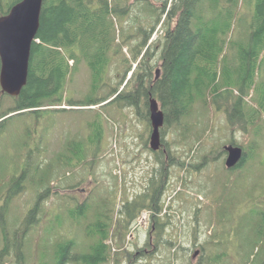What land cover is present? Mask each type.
Segmentation results:
<instances>
[{
	"label": "rangeland",
	"instance_id": "1",
	"mask_svg": "<svg viewBox=\"0 0 264 264\" xmlns=\"http://www.w3.org/2000/svg\"><path fill=\"white\" fill-rule=\"evenodd\" d=\"M151 2L159 5L157 0ZM137 11L130 13L127 20L113 17L118 29L116 43L122 44L123 50L112 58L107 78L120 91L137 64L131 48L142 41L140 36H135V30H130L132 23L138 24L132 19ZM243 12L249 14V7L245 6ZM137 16L143 17V13ZM122 26H128V32L124 31L134 35H122ZM156 27L158 31L153 32L149 44L157 47L153 48V63L155 75H160L162 43L159 40L163 26L159 22ZM127 38L128 43H124ZM249 50L250 47H226L228 67L244 65ZM126 58L133 64L128 72L121 64ZM258 58L256 81L261 83L264 52ZM125 75L127 78L121 84ZM222 77L236 81L238 75L225 71ZM90 86L91 70L87 62H81L71 71L67 97L84 100ZM263 88L259 86L255 90V98L264 94ZM247 100L252 103L251 97ZM13 104V96L2 93L0 87V113ZM209 106L204 108L199 101L194 115L182 124L161 129V148L166 141L171 152L187 163L186 167L171 168L161 212L162 216L169 215L170 223L158 246L156 235L146 246L150 236L149 210H143L132 223H126L127 215L122 211L123 203L143 192L159 167L155 151L150 147L152 125L145 109L138 112L134 106L122 107L115 102L106 108L71 107L64 101L58 109L7 115L0 126V183L11 174L20 175L23 168L28 174L22 182L23 188L3 211L0 253L5 243L8 250L0 256V264H55L57 244L68 241L75 243L73 252L88 251L93 242L90 234L96 230L100 212L104 210L113 217L108 240L112 257L108 264L131 261L132 264H262L264 109L259 115V125L247 132L229 125L224 109ZM72 140H75L73 154L68 150ZM231 141L249 154L238 173L226 166L224 147ZM70 155H74L73 165L69 164L72 161L69 158L64 161ZM47 175L50 194L39 200L47 187L39 180ZM229 180L228 197L223 198L219 207V197L225 193L224 184ZM38 201L39 213L35 216L38 222L27 229L28 214ZM220 208L225 210V215L220 213ZM143 248L146 249L141 254Z\"/></svg>",
	"mask_w": 264,
	"mask_h": 264
},
{
	"label": "trees",
	"instance_id": "2",
	"mask_svg": "<svg viewBox=\"0 0 264 264\" xmlns=\"http://www.w3.org/2000/svg\"><path fill=\"white\" fill-rule=\"evenodd\" d=\"M18 1L0 0V17L7 14ZM157 2L159 5H154L151 0H44L39 31L32 45L27 83L18 96H13V106L0 113V126L11 113H39L58 109L56 107L64 101L71 107L101 105L106 108L114 102L122 107L134 106L138 112L145 109L150 122L149 104L153 96L159 100L164 111V128L182 124L194 115L196 104L201 101L204 108L212 104L217 109H224L229 125H237L251 132L252 128L259 125V115L264 109V94L255 98V90L264 85V82L256 81L260 63L258 57L264 52V0ZM245 6L249 7V14L243 12ZM136 10L139 11L132 19L138 24L132 23L130 30H135V36H140L142 41L131 48L132 58L137 64L120 91V87L112 85L107 78L112 58L119 56L123 50L122 44L116 43L118 29L113 17L127 20L130 13ZM138 13H143V17H138ZM159 22L163 26V36L159 40L162 43V64L160 75H155L153 48L157 47H151L149 40L153 32L158 31L156 26ZM123 27H119L121 34L127 36L128 26ZM128 41L127 38L124 43ZM226 47H250L247 52L248 61L244 65L228 67ZM222 54L224 56L221 58ZM81 62L89 65L91 86L87 97L76 101L67 97V82L72 69ZM121 64L126 66V72L133 68L130 59L126 58ZM225 71L238 75L236 81L224 80L222 76ZM126 78L125 75L121 84ZM106 88L109 90L106 91ZM248 97H251L252 103L247 100ZM74 142L72 140L68 144L70 152ZM230 144L236 143L231 141ZM163 146L160 151H155L159 167L149 178L146 189L133 200L123 203L126 223L134 222L143 210L150 211V236L146 246L154 241V235L157 238L156 246L163 240L170 223L169 215L162 216L161 212L171 168L174 165L186 167L187 163L171 152L166 141ZM76 153L74 155L78 158ZM74 155L64 161L69 158L72 160L69 164L73 165ZM248 158L249 154L245 151L241 162L230 170L238 173ZM190 166L199 167L193 164ZM27 174L28 170L23 168L20 175L11 174L8 180L3 179L4 182L0 183V201H3L0 205V222L4 220L3 211L14 194L23 188L22 182ZM230 180L224 184L225 193L222 198L219 197L220 205L224 202L223 198L228 197ZM39 181L44 187L47 185L45 192L39 195L40 200L50 194V180L47 175ZM1 189L8 191L5 194ZM39 203L28 214L27 229L38 222L35 216L39 213ZM220 213L225 215V210L220 208ZM112 222L110 212H100L97 228L90 234L93 242L89 250L73 252V241L58 243L55 264H108L112 257L108 243ZM145 249H140L141 254H144ZM7 250L8 244L5 243L0 256Z\"/></svg>",
	"mask_w": 264,
	"mask_h": 264
},
{
	"label": "water",
	"instance_id": "3",
	"mask_svg": "<svg viewBox=\"0 0 264 264\" xmlns=\"http://www.w3.org/2000/svg\"><path fill=\"white\" fill-rule=\"evenodd\" d=\"M43 3L44 0H20L0 17V87L3 93L18 96L27 83L31 50L39 31ZM149 112L152 125L150 147L159 151L165 114L156 97L150 98ZM224 149L227 151V168L236 167L244 156L243 147L229 144Z\"/></svg>",
	"mask_w": 264,
	"mask_h": 264
},
{
	"label": "flooded vegetation",
	"instance_id": "4",
	"mask_svg": "<svg viewBox=\"0 0 264 264\" xmlns=\"http://www.w3.org/2000/svg\"><path fill=\"white\" fill-rule=\"evenodd\" d=\"M174 25H175V22L173 23ZM156 29H158L157 27H156ZM159 73V72H158ZM159 75V74H158Z\"/></svg>",
	"mask_w": 264,
	"mask_h": 264
}]
</instances>
